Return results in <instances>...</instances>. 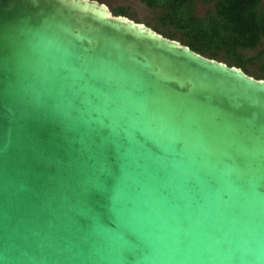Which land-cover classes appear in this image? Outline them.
<instances>
[{
    "label": "water",
    "instance_id": "obj_1",
    "mask_svg": "<svg viewBox=\"0 0 264 264\" xmlns=\"http://www.w3.org/2000/svg\"><path fill=\"white\" fill-rule=\"evenodd\" d=\"M0 264H264V80L97 0H0Z\"/></svg>",
    "mask_w": 264,
    "mask_h": 264
},
{
    "label": "trees",
    "instance_id": "obj_2",
    "mask_svg": "<svg viewBox=\"0 0 264 264\" xmlns=\"http://www.w3.org/2000/svg\"><path fill=\"white\" fill-rule=\"evenodd\" d=\"M138 1L149 10H159V25L168 26L177 32L180 43L191 51L214 60L218 52L223 51L226 65L240 68L245 74L264 80V62L258 68V76L246 69V65L264 56V46L250 59H243L238 53L240 50L252 51L260 43L264 45L262 0H213V12L203 18H197L193 14L196 0ZM114 12L113 15L126 16L123 9ZM154 31L161 34L160 30ZM163 37L175 38L171 33H165Z\"/></svg>",
    "mask_w": 264,
    "mask_h": 264
},
{
    "label": "rangeland",
    "instance_id": "obj_3",
    "mask_svg": "<svg viewBox=\"0 0 264 264\" xmlns=\"http://www.w3.org/2000/svg\"><path fill=\"white\" fill-rule=\"evenodd\" d=\"M99 2L105 4L112 14H115V10L123 9L126 12L128 19L142 23L143 25L149 27L152 30H160L162 36L165 33H171L175 36L173 40L180 42V35L175 32L172 28L168 26H160L158 19L161 15L159 10H149L139 2L138 0H98ZM214 1L213 0H196L193 5V14L197 18H203L206 14L213 12ZM263 43H260L258 47L252 51L240 50L238 53L243 59L253 58L261 49L263 48ZM206 57V56H204ZM216 61L225 63V55L223 51L218 52ZM264 62V56L259 58L257 61L250 65H246L248 72L258 76V68ZM226 64V63H225ZM248 74V73H247ZM251 75V74H249ZM255 78L254 75H251Z\"/></svg>",
    "mask_w": 264,
    "mask_h": 264
},
{
    "label": "flooded vegetation",
    "instance_id": "obj_4",
    "mask_svg": "<svg viewBox=\"0 0 264 264\" xmlns=\"http://www.w3.org/2000/svg\"><path fill=\"white\" fill-rule=\"evenodd\" d=\"M99 2V1H98ZM262 3H264V0H262Z\"/></svg>",
    "mask_w": 264,
    "mask_h": 264
}]
</instances>
